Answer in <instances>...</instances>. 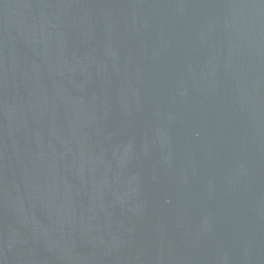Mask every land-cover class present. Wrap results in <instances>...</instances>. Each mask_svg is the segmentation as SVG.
<instances>
[{
  "label": "water",
  "instance_id": "95a60500",
  "mask_svg": "<svg viewBox=\"0 0 264 264\" xmlns=\"http://www.w3.org/2000/svg\"><path fill=\"white\" fill-rule=\"evenodd\" d=\"M0 123L189 264H264V0H0Z\"/></svg>",
  "mask_w": 264,
  "mask_h": 264
}]
</instances>
